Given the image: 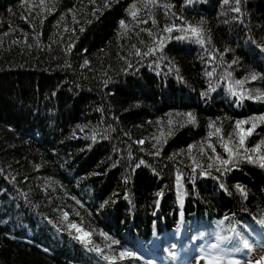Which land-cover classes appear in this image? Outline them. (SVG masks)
<instances>
[{"label":"trees","instance_id":"trees-1","mask_svg":"<svg viewBox=\"0 0 264 264\" xmlns=\"http://www.w3.org/2000/svg\"><path fill=\"white\" fill-rule=\"evenodd\" d=\"M252 96L264 0H0V264H166L195 233L261 240Z\"/></svg>","mask_w":264,"mask_h":264},{"label":"snow or ice","instance_id":"snow-or-ice-1","mask_svg":"<svg viewBox=\"0 0 264 264\" xmlns=\"http://www.w3.org/2000/svg\"><path fill=\"white\" fill-rule=\"evenodd\" d=\"M152 2L155 3V0H152ZM189 2H190V0H189ZM236 3L239 4L240 0H236ZM165 7H171V5H166ZM234 10L236 12H239L240 8L237 7ZM131 14L133 16L136 15L135 12H133ZM181 19H183V17H181ZM120 24L122 26H124L125 22L123 20H121ZM173 27H175V26H173ZM188 27H189V30H190L191 34H193V35L199 36L200 33L203 31V29L201 27H197V26H193V25H189ZM166 30L171 32L172 28L170 27V28H167ZM85 63H87V61H85ZM251 79L252 80H256L257 79V75L253 74L251 76ZM237 83H240V82L237 81ZM250 98H252V99H260V98H264V97L252 96ZM188 116H189L190 120H193V121L195 120V117L192 116L191 113H189ZM249 119L252 120V119H256V118H249ZM258 119L264 121V115H262ZM169 123H171V121H169ZM243 123H246V121H239V120L236 121L237 128H239L240 125L243 124ZM255 127H256V124L253 123L252 126L250 128H248L246 131L244 129H240L242 134L239 136V147H243L246 135H250L252 133V131L255 129ZM217 131H220V130L217 129ZM157 139H159V138H157ZM139 143H143V141H139ZM188 147L192 148V145H189ZM223 147H224L225 151L229 153V158L228 159H222L218 155L216 157V159L220 162V164L222 166L227 167V166L230 165L231 167H236L237 165H236L235 161L233 160V157L237 156L238 153L233 148H231L229 146V144H227V143L223 144ZM256 147H257V150H259V145H257ZM244 159L248 160L250 162H253V163L257 162L255 160H253V158L251 156H244ZM258 162H259L261 167H264V156H260L258 158ZM140 163L143 164L144 161L141 160ZM209 167H212V165L209 164ZM203 174H207V173H202V175ZM235 187L242 194H246L245 193V189L243 188L242 185L237 184ZM220 188L227 190L225 188L224 184H221ZM259 223L264 225V219L260 220ZM70 227L75 228L78 232L82 233V235L77 237L78 239H80L85 244L90 243V235L91 234L89 232H87L84 229L80 228L76 224H72V225H70ZM102 235L107 236L106 233H102ZM219 239L220 240H224L225 237L220 236ZM113 243H119V242L114 240ZM257 243L259 244L260 247L264 248V238H262L261 241H257ZM210 247L212 249H214V250H217V251H216V254H214V255L209 253V254H207L206 256L203 257V259L206 260L207 264H225V261H227V264H242V261L239 258H237L236 256L231 255V253H240V252H243L245 250L251 251L252 248L254 247V245L249 239L244 238V237L241 236V238L239 240H237L235 245L233 247H231V248H221L219 244H212ZM95 251L99 253V252H101V249L97 247V248H95ZM137 255H138V253L126 249V250L121 252L120 258H124L125 256H133L134 257V256H137ZM105 258L106 259H114L113 257H105ZM261 260H264V257H262ZM148 264H153V262L152 261H148ZM248 264H253L251 259H249ZM257 264H259V262H257Z\"/></svg>","mask_w":264,"mask_h":264},{"label":"rangeland","instance_id":"rangeland-1","mask_svg":"<svg viewBox=\"0 0 264 264\" xmlns=\"http://www.w3.org/2000/svg\"><path fill=\"white\" fill-rule=\"evenodd\" d=\"M79 227L82 228L81 226H79ZM85 231H87V230H85ZM77 233L79 236L82 235V233H80L78 231H77ZM186 234H188V233H186L184 231V229L182 228L180 230V235L183 236ZM181 237H179V239H181ZM219 237H220L219 231L216 230L214 233L211 232L207 239L202 238L203 240L199 239L196 241L197 237H196V233H195L193 236V242H195V245H193L192 244L193 242L191 243V241H188L186 244V246H187L186 257H184V259L180 260L181 257L178 255V253H172L173 254L172 257H174L175 259L172 262H167L166 264H207L206 260L203 259V257L209 253L214 255V254H216V251H217V250H214L210 247L212 244H219L221 248H231L235 245L236 241L241 238V237H239L238 239L235 240V238H233L231 235H229V236L225 237L224 240H220ZM253 239H255V241L252 240L251 238L249 239L254 245V247L252 248L251 251L245 250V251L240 252V253H231V255L239 258L242 261V264H248L249 259H251L252 262H254L257 259H261V257H262V251L259 248L260 247L259 244L257 243V241H261V240H260V238H257L254 236H253ZM188 246H192V247L188 248ZM158 247L159 246H155V247H153V249L157 250ZM225 264H227V261H225Z\"/></svg>","mask_w":264,"mask_h":264},{"label":"bare ground","instance_id":"bare-ground-1","mask_svg":"<svg viewBox=\"0 0 264 264\" xmlns=\"http://www.w3.org/2000/svg\"><path fill=\"white\" fill-rule=\"evenodd\" d=\"M155 245H156V244H155ZM152 250H153V251H156V250L153 249V247H152Z\"/></svg>","mask_w":264,"mask_h":264}]
</instances>
